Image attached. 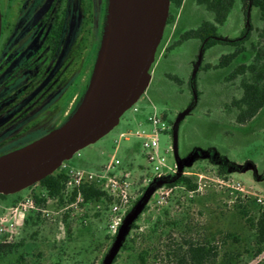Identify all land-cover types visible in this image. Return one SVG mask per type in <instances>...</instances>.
Masks as SVG:
<instances>
[{"label": "rangeland", "instance_id": "rangeland-1", "mask_svg": "<svg viewBox=\"0 0 264 264\" xmlns=\"http://www.w3.org/2000/svg\"><path fill=\"white\" fill-rule=\"evenodd\" d=\"M68 1L63 57L78 37L81 24L79 0ZM93 1L100 17L101 37L89 85L74 113L101 71L111 33V0ZM195 1L186 0L176 12L175 24L164 27L149 70V85L135 104L141 113L127 110L112 131L64 163L72 170L97 171L115 156L120 161L117 176H125L132 184V214L126 225L111 235L109 209L103 204L69 211L53 199H47L44 208L37 205L45 213L26 211L14 216L9 210L13 200L16 206L32 195L44 194L35 184L9 196V200L0 199V218L6 217L12 224V230L0 235V242L20 244L17 252L0 264H180L188 241L215 249V260L207 264H264V243L260 247L256 244V231L249 222L264 209V108L245 126L236 125L222 109L238 94V81L227 82L225 77L242 63L241 58L229 68L199 73L196 86L200 94L195 96V106H190L194 95L187 88L166 78L172 74L185 80L195 72L192 61L196 56L197 65H215L220 56L233 50L215 46L202 54L197 42L188 41L163 57L165 47L180 33L209 19ZM249 21L261 27L255 9ZM246 27L239 7H234L226 23L219 27V34L224 40H234ZM255 40L254 35L250 42ZM245 46L248 50L249 42ZM152 107L162 119L165 115L166 129L159 136L160 153L169 165L179 163L197 184L194 193L173 188L163 205L156 203L158 192H154L160 188L152 187L147 195L140 193L150 176V166L139 140H118L119 134L138 129L140 122V128L148 129L143 119ZM169 147L174 151L169 152ZM236 183L242 186V192L227 186ZM28 217L31 220L25 224ZM258 248L262 253L256 258Z\"/></svg>", "mask_w": 264, "mask_h": 264}, {"label": "flooded vegetation", "instance_id": "flooded-vegetation-1", "mask_svg": "<svg viewBox=\"0 0 264 264\" xmlns=\"http://www.w3.org/2000/svg\"><path fill=\"white\" fill-rule=\"evenodd\" d=\"M68 2L0 0V157L66 123L89 85L100 17L79 0L78 37L63 57Z\"/></svg>", "mask_w": 264, "mask_h": 264}, {"label": "water", "instance_id": "water-1", "mask_svg": "<svg viewBox=\"0 0 264 264\" xmlns=\"http://www.w3.org/2000/svg\"><path fill=\"white\" fill-rule=\"evenodd\" d=\"M169 4V0H111V33L96 81L65 124L0 157V195L16 194L40 182L117 126L149 85Z\"/></svg>", "mask_w": 264, "mask_h": 264}, {"label": "trees", "instance_id": "trees-1", "mask_svg": "<svg viewBox=\"0 0 264 264\" xmlns=\"http://www.w3.org/2000/svg\"><path fill=\"white\" fill-rule=\"evenodd\" d=\"M184 1L185 0H169L170 4L166 26L172 27L175 24L176 12L181 9ZM195 2L197 7L202 8L207 13L209 19L203 20L195 28L180 33L165 47L163 57L166 58L171 51L188 41L197 42L202 54L215 46L230 47L233 50L230 53L220 56L215 65L201 64L202 62L197 65L198 56H196L194 61H192L193 70L195 69V72L193 74L190 73L185 80L172 74H167L166 78L180 88H187L188 93L191 96L194 95V97L190 98V106H195V96L200 94L196 86L199 73L229 68L234 61L241 58L242 63L237 64L225 77V81L227 82L238 81L236 87L238 94L233 95L232 98L226 101L222 109L223 112H226L228 118L233 119L236 125L245 126L253 121L264 108V0H196ZM234 7H239L247 27L240 33L238 38L234 40H224L219 34V27H222L226 23ZM253 9L258 13V21L261 23V27L253 26L249 21V14ZM254 35L256 40L250 42V39L254 37ZM248 42L249 49L247 50L245 45ZM162 117L165 119L164 114H162ZM67 181L68 176L66 171L62 168H58L51 175L36 183L41 187L45 195H32L31 198H33L36 205L43 208L47 203V199L56 200L60 206H66L72 203L76 196V192L67 191ZM166 187H179L185 192L194 193L197 189V184L193 176L183 175L171 177ZM146 190L147 188H143L140 190V193ZM80 193L83 198V203L80 207L103 204L109 209L111 198L105 191L101 190L96 185L82 186L80 188ZM16 194L0 195V199L4 201L9 200V196ZM15 200H13L14 202H12L11 207L15 206L17 203ZM242 214L246 215V212L242 211ZM39 215L40 214L37 213V216ZM30 220L31 218L28 217L24 223L28 224ZM249 222L256 231V244L260 247L264 243V209H260L257 217ZM19 247L20 244L1 241L0 263L8 256L16 253ZM261 253V250L258 248L255 257H259ZM216 255L217 252L212 246L209 247L202 243L188 241L185 244L184 253L180 257V264H207L213 262Z\"/></svg>", "mask_w": 264, "mask_h": 264}, {"label": "built area", "instance_id": "built-area-1", "mask_svg": "<svg viewBox=\"0 0 264 264\" xmlns=\"http://www.w3.org/2000/svg\"><path fill=\"white\" fill-rule=\"evenodd\" d=\"M130 109H132L135 114L141 113V110L136 108L135 104ZM143 121L148 125V129L140 128V122L138 129L119 134L118 140H127L129 138H136L139 140L145 159L150 166V176H147L144 180L146 183L144 188H147V190L142 194L147 195L152 187L160 188L161 191L154 190V192H158L156 203L158 205H163L173 189L166 187L168 180L171 177H179L183 175L191 176V174L183 172L182 166L177 162L169 165L166 158L160 153L159 136L165 131L166 125L164 120L157 114L153 107L150 109V112L145 115ZM115 144L118 145V141H116ZM168 151L173 152L174 150L169 147ZM119 165L120 161L113 156L97 171L72 170L66 168L64 163L59 167L67 173V191L76 192L74 201L66 205L65 209L72 211L80 208V205L83 203V198L80 193V188L82 186L96 185L108 194L111 198V204L108 210L110 213L108 231L111 235L117 234L131 218L132 214V212H130L133 199L131 195L132 184L125 178V176H117L115 170ZM227 186L237 191H243V188L239 183ZM142 197L144 196H141V198ZM9 210L14 216L19 212L26 211L46 212L37 207L33 198H27L15 207L9 208ZM126 217H128V219ZM10 230H12V224L8 222V219L6 217L0 218V235H5Z\"/></svg>", "mask_w": 264, "mask_h": 264}, {"label": "crops", "instance_id": "crops-1", "mask_svg": "<svg viewBox=\"0 0 264 264\" xmlns=\"http://www.w3.org/2000/svg\"><path fill=\"white\" fill-rule=\"evenodd\" d=\"M186 1V0H185ZM185 1H184V3H185ZM184 5V4H183ZM197 48H200V46H199V44L197 43Z\"/></svg>", "mask_w": 264, "mask_h": 264}]
</instances>
